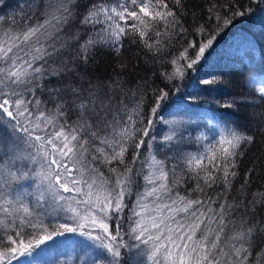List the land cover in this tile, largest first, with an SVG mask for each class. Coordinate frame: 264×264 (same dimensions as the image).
Masks as SVG:
<instances>
[{"label":"snow or ice","instance_id":"obj_1","mask_svg":"<svg viewBox=\"0 0 264 264\" xmlns=\"http://www.w3.org/2000/svg\"><path fill=\"white\" fill-rule=\"evenodd\" d=\"M129 42L172 66L151 96L125 87L123 62L106 82L79 70ZM210 50L237 70L264 66V0H20L0 14V264H264L254 168L228 199L252 127L264 134V68L250 95L213 106L201 93L223 73L181 92ZM190 128L195 153L180 148Z\"/></svg>","mask_w":264,"mask_h":264},{"label":"trees","instance_id":"obj_2","mask_svg":"<svg viewBox=\"0 0 264 264\" xmlns=\"http://www.w3.org/2000/svg\"><path fill=\"white\" fill-rule=\"evenodd\" d=\"M20 0H8L9 9H0V14L7 15L10 11L15 10L17 4ZM189 8H194V6L203 3V0H186ZM81 8L89 4V0H80ZM191 22L189 18V23ZM131 23V22H130ZM187 26V25H186ZM83 30V29H81ZM228 39L227 36L223 37L217 45H214V49H218L220 45H223ZM179 45L176 48L171 49L172 52H177L178 54ZM206 61H202L199 66V71L196 74H190L184 82V87L182 88V93H192L196 94L200 92L199 80L201 77H208L212 73H223V82L216 86V90L211 92L209 96L208 93H201L205 100L211 101L215 97L213 106L218 105L223 102V100H230L233 97H239L241 94L250 93L246 90L245 85L248 76L253 73L259 72L264 68L257 64L256 66L249 68H244L242 70H237L231 65L225 66L221 63L215 51L210 50V54H206ZM123 62L128 65L125 70L124 80L126 82L125 87L135 90H143L144 94L151 96L152 88L157 86H162L163 81L160 78L161 71H171L170 64H161L160 60L150 53L146 49L138 48L135 44L130 42L125 45V54L119 58L107 52L98 53L95 57L93 63H90L87 69L83 66L79 69L80 71H86L87 75L93 81L106 82L110 79L115 78V74L121 72L118 64ZM173 99H175V94H173ZM132 97L127 98V102H131ZM147 106V105H146ZM176 111V109H172ZM191 111V109H190ZM257 113L264 111V104L259 105L254 109ZM243 115V113L241 114ZM194 127V126H193ZM168 129L166 126L157 124L154 135L157 141L164 135ZM252 131L256 132L255 142L247 149L245 156L239 164L238 175L233 182V188L228 196L229 201L236 200L239 201L243 197V192L240 190V184L242 183L245 173L249 168H254L255 172L252 176V188L249 191L256 190L264 186V134L259 133L255 126L252 127ZM197 132L192 131L191 128L185 133L183 142L180 144L181 150L185 152H197L200 150V145L196 142ZM160 147L157 144V148ZM146 149L142 148L141 152H145ZM156 151V149H154ZM131 153V149L129 150ZM158 158H163L165 153L156 151ZM166 155H174L172 151L166 153ZM139 190L143 191L144 181L142 178H138ZM222 187V185L220 186ZM183 191V189H182ZM217 188L214 186L212 189H206L207 194L215 195ZM135 199V196H133ZM264 218V212L259 213L257 219ZM259 247H264V244H259Z\"/></svg>","mask_w":264,"mask_h":264}]
</instances>
